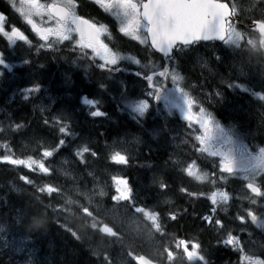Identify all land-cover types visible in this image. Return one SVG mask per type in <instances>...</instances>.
<instances>
[{
  "label": "snow or ice",
  "instance_id": "1",
  "mask_svg": "<svg viewBox=\"0 0 264 264\" xmlns=\"http://www.w3.org/2000/svg\"><path fill=\"white\" fill-rule=\"evenodd\" d=\"M91 3L95 5L106 16L113 17L118 23V32L124 37L133 41L139 42L142 45H148L155 52L163 53L164 57L169 62L173 61L176 52H184L186 49L199 45L201 42L219 41L222 44L233 49L240 50L246 55L247 59H242L239 65H234L238 76L245 81L251 80L250 69L253 65L259 66V77L261 87L264 88V8H261V15L257 18L248 17L250 25L244 27L241 25V15L244 9L238 0H52L51 3H41V0H20L19 6L13 4L16 11L22 16L31 31L39 37L42 41L39 45L40 49L47 48L54 52H60L61 45L69 46L71 52H79L78 59L87 61L88 66L93 64L101 73L106 72L108 75L106 79H113V73H118L122 69L120 63L122 61H131L134 64L140 65L145 69L143 72V79L147 83L148 91L146 92V99L131 100L125 92H121L120 96L125 106L131 110L132 118L139 123L140 118L149 114L153 107L151 101L157 104L156 111L163 113V109L159 107L162 102L165 108H179L183 113V118L188 122V127L192 128L193 124L199 125V128L194 130V140L197 142L193 145L196 152L207 153L212 157H219V179L224 180L223 174L235 175L237 170L246 173L243 177L247 183L245 187L250 191L254 197H264V147L258 150H250L247 145L243 143V138L234 127L225 128L215 120L211 113L206 112V109L198 105L197 99L194 98L189 91L181 85L185 77L182 76L175 68L161 65V70L157 73L154 70V65L151 60L147 64H142L141 60L136 59L135 56L121 55L119 50H114L117 46L105 43L103 39L106 37L111 42V32L109 24L102 23L95 20L90 15L81 13V9L85 4ZM261 5H264V0H259ZM256 7V0H253L251 5ZM34 17H39L40 23ZM47 17L45 20L44 18ZM8 21L5 14L0 13V35L4 36L10 44H15L22 41L31 46V40L27 35L14 25L10 26L8 30ZM259 33L258 38H254L255 33ZM217 62L222 61L220 55H215ZM29 60H25L24 64H31ZM73 64L76 61H72ZM0 66L3 69L11 71L12 65L6 62L4 53L0 52ZM43 67V65H40ZM202 67H207L203 64ZM87 71V69H86ZM151 71V74L148 72ZM210 71V69H209ZM137 76H141V72H136ZM4 76V72L0 71V77ZM171 81V87L169 86ZM122 83V82H121ZM98 87L101 90H108V86L104 80L98 81ZM227 87L230 89H239L242 92L248 93L251 87L245 83L229 82ZM41 88L39 85L24 89L22 95L28 99V94L36 92L39 93ZM178 94V95H177ZM260 100H264V93L253 92ZM215 96L221 97L222 94L217 91ZM115 98V97H113ZM53 102H55L54 98ZM81 103L89 107V115L93 118L104 117L106 112L100 109V101L89 99L87 96L81 97ZM199 111H194L195 108ZM46 107H41L40 111L43 113L47 111ZM64 113V110H61ZM171 111L168 115H172ZM66 119H71V115L64 113L63 115H53L51 122L45 118L43 123L55 129L59 136L53 138L51 141H45L48 145L44 148L41 158L34 159L28 156L26 159L15 158L13 155L6 154L0 156V162L10 164L13 166H24L30 171L39 170L44 176L51 178L55 173L54 168H50L45 160L53 158L60 154V152L69 144L70 140L66 137L71 136L74 140L76 134L70 130L69 124L65 123ZM25 127L24 124L16 123L13 131L21 130ZM4 131V129H0ZM156 130H154L155 132ZM159 131H164L160 129ZM191 135V134H190ZM223 143H214L220 142ZM136 142L139 139L136 138ZM227 146V147H225ZM7 147V145H5ZM237 152L239 154L237 158ZM86 154L96 157L97 153L92 151L86 144L79 145L75 148L74 155L79 158L80 163L86 165ZM111 161L116 164L127 165L130 157L122 154L120 151H115L110 156ZM171 160V158H169ZM169 163V161H165ZM178 163V162H173ZM181 171L185 172L188 177H192L197 181H205L209 179L208 172L201 171L197 166L196 160L184 162ZM91 175V173H89ZM217 173H211L212 177H216ZM19 179L25 185L36 188V191L41 194H47L50 198L49 203L45 204L39 197L35 196L36 202L43 206L45 211L52 205V194L57 196L63 195V186H54L51 182L38 185L37 182L29 176H20ZM116 184L115 195L111 197L117 204L120 202H130L128 207L134 209L135 213L141 214L148 221H151L150 228L155 233L162 237L167 233L161 222V216L155 211H148L145 207L137 206L133 197V189L129 186L127 179L122 177L112 178ZM153 184L160 189H167L168 184L159 177L153 178ZM215 183V179L212 181ZM181 193L187 194L189 197L203 196L204 193L190 192L187 188L181 187ZM78 195L81 199L88 202L87 205H79L78 210L85 214L86 217H93V210H90L91 193L86 190H79ZM100 196L106 195L101 189ZM248 198V197H245ZM213 205L226 203L229 199L227 191L216 190L212 191L208 197ZM250 199V203L255 205L257 200ZM77 204V201L66 197L61 207H53V211L59 213L67 212L70 206ZM214 213L215 208L211 209ZM246 215H237L236 219L242 224L247 223L248 220L257 228L264 230V215L258 217L251 209H247ZM170 219L176 220L175 214H170ZM205 223L214 224L219 228H224V222L221 219H214L212 216L203 217ZM33 226L36 228H43L46 224V218L40 213L33 216ZM89 227L96 228V223H92ZM7 225L0 223V234L6 232ZM68 231L71 232L69 228ZM101 232L117 237L118 233L105 224ZM76 238L81 237L76 232H71ZM3 240L4 251L0 252V256H7L8 260L2 264H15V255L17 251L21 253L26 251V245L19 246L12 241ZM226 245H238L241 242L232 235L231 232L227 234ZM162 253L165 256L167 264H175L176 251L180 250L182 258H186L188 264H211L209 259L211 252L208 248L202 246L199 242H190L186 239H176L174 248L171 243L167 246L161 243ZM239 251L244 252L243 247ZM96 255V253H93ZM132 256V253H128ZM31 257V253H28ZM138 261V264H154L150 259L143 255L133 257ZM247 264H264V259L254 258L245 254L242 257ZM105 264H112L109 256H104ZM22 264H34L31 258L25 259ZM161 264H165L161 261Z\"/></svg>",
  "mask_w": 264,
  "mask_h": 264
},
{
  "label": "trees",
  "instance_id": "2",
  "mask_svg": "<svg viewBox=\"0 0 264 264\" xmlns=\"http://www.w3.org/2000/svg\"><path fill=\"white\" fill-rule=\"evenodd\" d=\"M183 65L185 66L184 69L186 70L185 75H187V78L189 80L194 79L199 82L200 80L202 81L201 75L198 73L196 74L193 71L194 70L193 66L191 63H189L188 60H185ZM255 69H256L254 70L255 74L257 73L259 75V66H257V68L255 67ZM123 73H124V76H123L124 81L121 80L118 83V85H116L118 86L117 89L119 91L117 92L116 97L114 98L115 101L109 100L107 103L105 102V104L108 105L107 110H106L108 114L106 115L107 118L103 119L104 121H101V122L99 121V123L103 124L102 127H99V126L97 127L96 125H94V122L98 121L97 118L95 119L89 118L91 117L89 115V112H90L89 107L85 106L82 111V114H78L75 112L74 107H72L69 103L65 105L64 101H61L57 105L53 106L52 107L53 110L51 109L52 111H45L42 113L40 111L41 107L39 106V104L35 103V105H32V104L23 102L22 94H20V96H18V98L15 100V104L17 106L12 105V106L7 107V101H11L12 94L10 95L9 92L7 91L5 93H2L3 88L2 86L0 87V100H1L0 104L2 103L0 105V129H4V131H0V156L10 154V155H13L15 158H19V159H26L28 156H32L34 159H40L44 148L48 146L45 143V141H51L53 140V138L59 136V133L55 129L43 123V120L45 118L49 119V121L51 122V118L53 115L59 116V115H63L64 113L70 114L71 119H66L65 123L69 124L70 130L76 134V138L74 140L72 139L71 136L66 137L67 140L71 141V144L66 146L60 152V154L54 156L53 158H48L47 160H45L46 164L50 168L55 169V173L53 174L51 178L44 176L42 173L39 172V170L33 172L24 166H13L10 164L0 162V223H4L7 225L6 232L4 234H0V236H3L4 239L5 237H7L6 238L7 240L11 239L10 241L14 243L18 241L16 244L19 246L27 245L26 250L27 249L30 250V251L28 250L27 252L25 251L22 254L20 251H17L16 252L17 255H15L16 256L15 264H22V262L19 260L17 261V259L20 258L21 255L23 257L25 255L24 253H26V257L28 258L29 256L27 253L31 251H33L31 253V258L35 260L33 262L39 261V263L41 262L40 264H50V261H52L51 264H54V263L60 264L61 259H62L61 264H81V263L85 264L83 263L85 259L82 261L80 256H86L87 254L89 255L90 253L92 254L94 252L96 254L97 253L99 254L102 251H104V250L101 251L102 244H99L96 240H94V245H93L94 247L92 246L93 243L89 241L90 242V247H89L88 245L89 242L84 237V234L82 231V228L84 227L83 223H86V222L89 223L91 217H86L85 214H83L81 211L78 210V206L84 205L85 203L84 200L79 197L78 191L86 190V191L91 192L90 188H93L94 184L93 183L89 184L90 182L85 181V180H91V181L98 182L99 184H101L100 182L106 181L109 176L113 175L112 172H116L119 166L123 165V164H116V163L107 164V161L110 159L111 154L117 151V149L113 147L116 146L114 143L116 139L118 138V135L124 134V133L130 134V132L131 133L136 132V124L138 122L134 119H131L130 117L126 115L123 116L120 113H116L115 105H117L116 101H118L120 104L125 106V103L122 101L121 96H120V93L122 91L125 92L126 95L131 100H139L140 98H143V99L148 98L145 95L146 92L148 91L147 83L146 82L139 83V84L136 83V82H140L143 80H135V83L128 82L126 81L127 78L134 76V74L132 73V70H127V71L123 70ZM226 76H227L226 74L221 75V76L217 74L214 77V80L218 82L219 84V82L222 79H224ZM19 77L24 80V75H19ZM17 82H18V85L22 84L20 80ZM113 82L114 81L109 80L107 81L106 84L108 87H110L111 85L114 86ZM112 88L113 87L108 88V93L107 91H105L104 93H106L107 95L109 94L108 96H110L111 92H113ZM151 103L153 107L151 108L149 114L143 118H140L139 123L145 124L148 128L152 130V132L156 130L154 134H156L160 142H157V144L154 142L155 145L153 147L148 146L146 143H142L141 145H136V147L138 148V151H140V154L143 155L145 159H142V161H132L130 165H132L134 168L131 169V172L128 173V176L131 180L135 179V181L139 183L140 188L138 187V192L141 193L145 189V192H144L145 194L142 196L141 194L134 192L133 193L134 200L140 203L141 205L151 206L156 203L159 204L160 202V201L158 202L157 200H153L154 197H157L156 199L158 200H161V197L167 200V198L171 199L172 195H177L180 193L179 199L181 196H183L184 199L180 201L178 200V204H180V207H182L181 211L184 214L183 216L180 217V219L174 220L170 223L171 226L173 227V231L175 230L179 231L181 226L185 225V226H188L187 228L190 229V232L194 230L198 233H201V235L204 237V238L202 237V240L205 238H209L206 234H204V232L208 233V231L206 230H208L209 228L202 226L203 223H200L199 217L195 218L196 208H199L202 205L201 199L200 198L195 199L194 197H191L185 200L186 196L181 194L180 191L178 192V190L181 187H185L189 189L188 187L190 186V184L187 182L188 181L187 174L185 172L184 173L178 172V170H181L183 168L184 164L175 165V163H173L175 162L174 160H177V158L184 159V162L189 161L188 158L190 157L191 160H196L197 162H199L200 166L201 165L205 166L206 165L205 160L203 158L200 159L196 155H193L196 152L193 145H196L197 142L194 140V136H193V139H189V136L191 134L189 128L177 120V117H176L177 110H175L176 108H171L174 110H171V109L169 110L168 108L164 107L162 102H160L159 107L163 109V113L161 114L156 111V107H157L156 102L151 101ZM61 110H64V113H61ZM169 111L173 113L172 115L176 117L175 119L171 118L172 115H168ZM16 123L24 124L25 127L21 130L13 131L12 129H14V126ZM31 124H34V125H31ZM36 127L37 128L42 127V128L37 129ZM32 129L34 130L35 133H33ZM160 129H164V131L161 132L159 131ZM252 130L254 131L247 133V135H241V137L243 138V143L248 146H250L253 143H256L258 146L263 144L264 141L261 136V134L263 135V133H260V131L256 129H252ZM106 138H109V139L107 140ZM82 144H86L92 151H95L97 155L99 154V157L96 156L98 159L96 157H92L90 154H86V163L89 166H87V164L85 165V164L80 163L79 158H77L74 155L75 148ZM5 145H7V147H5ZM101 154L102 156H100ZM72 155H74V159L77 161V163H79V165L76 169L69 170L67 169L65 164L62 162V160H63V157L65 156L72 158ZM169 158H171V160H169ZM165 161H169V163L166 164ZM101 168L103 171L101 170ZM108 168L112 169V171H107ZM96 170L97 172H95ZM87 171L92 172V174L95 177L94 178L95 180L90 179V178L88 179L84 178L88 174ZM101 172L103 173L102 174L103 176L100 175ZM213 172L217 173V171L215 170H213ZM76 174L77 175L80 174L79 176L81 177L84 176L83 180L80 181L79 183H75L73 181V176L78 177ZM24 175L29 176L30 178L34 179L38 185H42L43 183H46V182H51L53 183L54 186H63L64 188L63 195L57 196V194L55 193L52 194L51 199H52L53 207H56V208L61 207L64 199L69 196L71 197V199L77 201V204L70 206L69 211L59 213V214L53 211V207H49L47 211H45L44 207L39 205L36 202L35 196H39L44 201L45 204L49 203L50 198L47 196V194H41L37 192L36 188L29 186V185H25L24 182L19 179L20 176H24ZM154 177H159L160 179L164 180L168 184V188L165 191H163L157 185L153 184L152 181ZM215 180L220 181L218 178H215ZM149 190H151V193ZM191 190L192 189H190V191ZM147 194L149 196H147ZM157 194H160V196L159 195L156 196ZM159 210H160L159 211L160 215L162 216L163 213L160 207H159ZM36 213H40L46 218V224L43 226V228H36L33 226V223H32L33 216ZM101 222L106 223L104 220H101ZM162 225L164 227L163 223ZM66 228L68 229L70 228L71 232H76L77 235L80 236L81 238L76 239L71 234V232L68 231V229L66 230ZM60 229H63V230H60ZM12 231H14L15 234ZM182 231L185 232V230L183 229ZM6 233L8 235H6ZM59 233L63 234L64 237L68 236L69 238L68 237L64 238L60 236ZM81 234L84 238L81 236ZM56 235H58L60 238L62 237L61 238L62 241L65 240V242L61 243V246L59 242H57V244H59L57 246L53 245L52 247L50 244L45 246L46 243L41 241L44 238H47V239L49 238L53 240ZM70 235L73 237H71ZM11 236L12 238H14V240L11 238ZM160 239L165 243H168L169 241L168 236L164 238H160ZM21 243H24V245L23 244L21 245ZM47 243H50V242H47ZM103 246H104V249L108 247V251H109L111 247L117 246V244L114 242H111V244H109L108 246L106 244H103ZM32 247L34 249H32ZM63 247L68 249L67 250L68 256L66 257L64 255H61V250L64 249ZM97 247H101V248L97 249ZM40 248L41 249L44 248V249L41 250ZM46 248H48L49 251ZM50 248H53V249H50ZM95 249L97 251H95ZM4 250L5 249L3 248V241L0 240V252ZM215 250L216 249H214V251ZM43 251L47 252L45 253L47 256L43 255L44 253ZM106 252H102L103 254H100L101 257L103 256L104 258V256L106 255ZM79 253H82V255L80 254L79 256ZM49 255L51 257H49ZM111 255L112 257L114 256L112 253ZM53 256H55V258ZM43 257H45V259L51 258V260L46 259L47 261L49 260L48 262H46V260H43ZM58 257L60 258L62 257V258L60 259ZM7 260H8L7 256H0V264H2V262H6ZM101 262H104V261H101ZM111 262H115L119 264L117 262V259L116 261L115 259H112ZM39 263L37 262L34 264H39Z\"/></svg>",
  "mask_w": 264,
  "mask_h": 264
},
{
  "label": "rangeland",
  "instance_id": "3",
  "mask_svg": "<svg viewBox=\"0 0 264 264\" xmlns=\"http://www.w3.org/2000/svg\"><path fill=\"white\" fill-rule=\"evenodd\" d=\"M238 2L244 9L243 13H240L239 9L238 12L243 14L245 17H252L253 15L261 14V8L263 7L259 3V0H256V7L251 6L253 0H238ZM254 38H258V36L254 35ZM178 53L180 57L187 59L189 63L192 64L194 70L202 74L203 82L199 86L202 88L207 100L211 102L215 108H217L220 115L224 114L226 118L238 121L239 125L242 127H246V125L253 121L257 128L264 131V102L252 94L253 92L264 93V88L258 84L253 85V83H249L243 78L238 79V74L233 67L234 65H239L242 59L246 60V55L241 53L240 50L233 49L226 45L221 46L217 44H208L203 48L197 45L196 47H192L186 49L184 52ZM214 54L220 55L222 57V61L217 62L214 58ZM203 64H206L207 67H202ZM224 68L228 69V71H225ZM252 70V67L248 69L251 78H253ZM217 74L220 76L230 74L234 77L235 82L248 84L247 86L251 87V91L248 93L237 92V97H232L226 88L220 87V85L214 83L212 80ZM217 91L222 94V98L215 96ZM250 95L254 97L255 101L252 97H250ZM118 137L119 138L115 141L117 148L122 154L128 155L129 157L137 156L139 154L136 145L146 143L148 146L153 147L155 145L154 142H157L156 138L152 134H149L144 130L136 133L130 132V134H120ZM136 138L139 139L138 143L136 142ZM67 163L73 165V162ZM79 175L80 174H78V177L76 178L73 176V181L75 183H79L82 180ZM241 175L244 177L246 173L242 172ZM99 192L97 191V193H92L91 205L95 207L97 211L104 212L106 214L105 216L109 218L108 220L111 223L110 226L118 233V236L115 237V239L119 241L120 244H124L125 247H128V251H123L126 262L133 259L132 256L138 253L137 251H139V249H147V245L151 248V250L147 249L148 251L153 252L157 256L160 254L163 255V253H161L162 251L159 249L160 242L155 239V234L153 235V230L146 221L142 220V218H140L135 212L129 213L125 216V218L121 217L120 207L118 205L107 206L104 203L106 196H100ZM91 239L92 236H90V240ZM153 241L155 243H153ZM100 242L105 244L103 240ZM129 252L132 253V256L128 255Z\"/></svg>",
  "mask_w": 264,
  "mask_h": 264
},
{
  "label": "flooded vegetation",
  "instance_id": "4",
  "mask_svg": "<svg viewBox=\"0 0 264 264\" xmlns=\"http://www.w3.org/2000/svg\"><path fill=\"white\" fill-rule=\"evenodd\" d=\"M16 1L18 4L20 3V0H14ZM5 1L4 0H0V13L5 14V16L7 17V21H8V30H10V26L14 25L17 28H22L25 30V35L28 36V38L30 40H34V43H38L41 44L43 43L39 39V37H37L30 29V26H28L26 24L25 21H22V17L20 15H17L14 13L13 16H11V14L9 12H7L5 10ZM52 0H41V3H51ZM81 13L87 16H91L93 17L95 20L100 21L102 23H106L109 24L110 26V32H111V42H109V40L104 37L103 39L105 40V43H109V46L112 47L113 44H115L117 47L114 48V50H119L120 54H124L126 56H135V54L137 52L146 50L148 45H142L139 44V42L137 41H133L127 37H124L121 33L118 32V23L115 21V19L113 17L110 16H106L103 12H101L95 5L88 3L85 4L84 7L81 9ZM38 23H40V19L39 17H34ZM45 20L47 19V17L44 18ZM9 20H13L12 22H9ZM67 44V42H66ZM61 50H64L63 46H60ZM127 61V60H126ZM43 65V67H39L38 69H40V73L42 74V72H45V67L46 64H41ZM215 241V239L213 238L212 242ZM216 242V241H215ZM220 256L223 257L225 256V253L222 251L220 253ZM242 262V260H241ZM175 264H188V262L186 261V259H182V261H175Z\"/></svg>",
  "mask_w": 264,
  "mask_h": 264
},
{
  "label": "bare ground",
  "instance_id": "5",
  "mask_svg": "<svg viewBox=\"0 0 264 264\" xmlns=\"http://www.w3.org/2000/svg\"><path fill=\"white\" fill-rule=\"evenodd\" d=\"M37 40H39V39H37ZM40 65H41V64H40ZM255 70H256V69H255ZM212 80H213V79H212ZM106 83H107V81H106ZM108 84H109V82H108ZM111 84H112V83H111ZM109 86H110V85H109ZM110 87H113V86L111 85ZM110 87H108V88H110ZM109 91H110V89H109ZM113 91L115 92L114 89H113ZM107 93H108V90H107ZM108 95H109V94H108ZM248 98H249V97H248ZM1 99H2V98H1ZM2 100H3V99H2ZM3 101H4V100H3ZM3 101H2V102H3ZM62 101H63V100H62ZM108 101H109V100H108ZM0 102H1V100H0ZM4 102H5V101H4ZM4 102H3V103H4ZM7 102H8V101H7ZM62 103H63V102H62ZM106 103H107V102H106ZM110 103H111V102H110ZM110 103H109V104H110ZM1 104H2V103H1ZM1 104H0V105H1ZM64 104L66 105L67 103H64ZM56 105H57V104H56ZM3 106H5V105H3ZM115 106H116V105H115ZM7 107H9V106H7ZM52 110H53V109H52ZM61 113H62V112H61ZM36 124H37V123H36ZM42 124H43V123H42ZM31 125H34V124H31ZM40 125H41V124H40ZM35 126H36V125H35ZM36 128H37V127H36ZM38 128H39V127H38ZM38 128H37V129H38ZM41 128H42V127H41ZM41 128H39V129H41ZM37 129H36V130H37ZM120 130H121V129H120ZM120 130H119V131H120ZM32 131H33V133H35L33 129H32ZM40 131H41V130H40ZM33 133H32V134H33ZM38 133H39V132H38ZM116 133H117V132H116ZM112 134H113V132H112ZM30 136H31V135H30ZM118 138H119V137H118ZM118 138H117V139H118ZM106 139L108 140L109 138H106ZM117 139H116V140H117ZM107 140H106V141H107ZM113 140H114V138H113ZM97 141H99V140H97ZM102 141H103V140H102ZM107 142H108V141H107ZM99 143H100V142H99ZM104 143H105V142H104ZM101 144H102V143H101ZM105 145H106V144H105ZM105 145H104V146H105ZM111 145H112V144H111ZM100 146H101V145H100ZM100 146H99V147H100ZM106 146H107V145H106ZM101 147H102V146H101ZM105 148H106V147H105ZM113 148H115V147H113ZM102 150H103V149H102ZM103 151H104V150H103ZM103 153H104V152H103ZM103 155H104V154H103ZM97 156L99 157V154H98ZM100 156H102V154H101ZM96 158H97V157H96ZM97 159H98V158H97ZM86 164H87V163H86ZM93 165H94V164H93ZM87 166H89V165L87 164ZM82 167H83V166H82ZM87 169H88V168H87ZM87 169H86V170H87ZM95 169H97V168H95ZM99 169H100V168H99ZM58 170H59V169H58ZM93 170H94V169H93ZM101 170H102V168H101ZM98 171H100V170H98ZM102 171H103V170H102ZM57 172H58V171H57ZM95 172H97V170H96ZM64 173H65V171H64ZM85 173H86V171H85ZM91 173H92V172H91ZM59 174H60V173H59ZM80 174H81V173H80ZM102 174H103V173L101 172L100 175H102ZM68 175H69V174H68ZM76 175H77V174H76ZM64 176H65V175H64ZM66 176H67V175H66ZM77 176H78V175H77ZM98 176H99V175H98ZM102 176H103V175H102ZM70 177H71V176H70ZM83 177H84V176H83ZM75 178H76V177H75ZM84 178H85V177H84ZM100 178H101V176H100ZM81 179H82V178H81ZM86 179H88V178H86ZM78 181H79V180H78ZM100 181H101V180H100ZM100 181H99V182H100ZM102 181H103V180H102ZM147 189H148V188H147ZM147 191H148V190H147ZM149 191H150V193H151V190H149ZM156 191H157V190H156ZM150 193H149V194H150ZM152 193H153V192H152ZM160 193H161V192H160ZM158 195L160 196V194H157L156 196H158ZM147 196H149V195L147 194ZM163 196H164V195H163ZM150 198H151V197H150ZM156 198H157V197H154L153 200H157V201L159 202V200L156 199ZM161 198H162V197H161ZM165 198H166V197H165ZM168 199H169V198H167V200H168ZM8 200H9V199H8ZM11 200H12V199H11ZM12 201H13V200H12ZM12 201H11V202H12ZM17 201H18V200H17ZM9 202H10V201H9ZM9 202H8V203H9ZM13 202H14V201H13ZM147 202H148V200H147ZM14 203H15V202H14ZM17 203H18V202H17ZM154 203H156V202H154ZM159 203H160V202H159ZM15 204H16V203H15ZM97 206H98V205H97ZM97 209H98V208H97ZM103 209H104V208H103ZM2 215H3V214H2ZM117 219H118V218H117ZM112 220H113V219H112ZM118 220H119V219H118ZM26 222H27V221H26ZM114 222H115V221H114ZM76 223H77V222H76ZM87 223H88V222H86V224H87ZM128 224H129V223H128ZM118 226H119V225H118ZM139 226H140V225H139ZM144 226H145V225H144ZM187 227H188V226H185V225L183 226V225H182L181 228H180V230H179V232H180V233H184V231H182V229L185 230V232H186V231H187V232H190V229H188ZM67 229H68V228H66V230H67ZM143 229H144V228H143ZM60 230H63V229H60ZM64 230H65V229H64ZM193 231H194V230H193ZM12 232L14 233V231H12ZM16 232H17V231H16ZM13 233H12V234H13ZM60 233H61V231H60ZM60 233H59V235L62 236V237H64V235H63V234H60ZM14 234H15V233H14ZM21 234H22V233H21ZM64 234H65V233H64ZM66 234H67V233H66ZM68 234H69V233H68ZM139 234H140V233H139ZM141 234H142V233H141ZM204 234H206V235L209 237V238H205V240L208 242V244H209L210 242H212L211 240L213 239V237L211 236V234H209V233H207V232H204ZM6 235H8V234L6 233ZM17 235H18V234H17ZM65 236H66V235H65ZM70 236H71V235H70ZM15 237H16V236H15ZM62 237H61V238H62ZM66 237H68V236H66ZM66 237H64V238H66ZM71 237H73V236H71ZM141 237H142V236H141ZM164 237H166V236H163V237H161V238H164ZM3 238H4V237H3ZM6 238H7V237H5V239H6ZM11 238H12V236H11ZM61 238H60L58 235H56L55 238H54L53 240H51V239H49V238H48V239H47V238H44V239L41 240V241L44 242V243H46L45 246H47L48 244H50L52 247H53V245H56V246H57V245H59V244H57V242H59V243H60V246H61V243L65 242V240L62 241ZM68 238H69V237H68ZM133 238H134V237H133ZM144 238H145V237H144ZM12 239L14 240V238H12ZM8 240L10 241L11 239H8ZM66 240H67V239H66ZM2 241H3V240H2ZM60 241H61V242H60ZM17 242H18V241H17ZM17 242H16V243H17ZM23 242H24V241H23ZM47 242H50V243H47ZM66 242H67V241H66ZM88 242H89V241H88ZM93 242H94V241H93ZM95 242H96V241H95ZM134 242H135V240H134ZM16 243H15V244H16ZM44 243H43V244H44ZM68 243H70V242H68ZM137 243H138V242H137ZM153 243H155V242L153 241ZM22 244L24 245V243H21V245H22ZM86 244H87V243H86ZM110 244H111V243H110ZM135 244H136V243H135ZM50 245H49V246H50ZM62 245H63V244H62ZM69 245H70V244H69ZM88 245H89V247H90V242H89ZM93 245H94V244H92V246H93ZM149 245H150V243H149ZM26 246H27V245H26ZM30 246H31V245H30ZM67 246H68V245H67ZM75 246H76V245H75ZM95 246H96V245H95ZM42 247H43V246H42ZM54 247H55V246H54ZM79 247H80V246H79ZM93 247H94V246H93ZM27 248H28V247H27ZM29 248H30V247H29ZM37 248H38V247H37ZM55 248H56V247H55ZM57 248H59V247H57ZM61 248H62V247H61ZM63 248H64V249H62V250L59 249V250H61V255H64V256L66 257V256H68V255H67V254H68V252H67L68 249H66L65 247H63ZM70 248H71V247H70ZM75 248H76V247H75ZM98 248H101V247H97V249H98ZM127 248H128V247H127ZM32 249H34V248L32 247ZM40 249H41V248H40ZM43 249H44V248H43ZM43 249H41V250H43ZM46 249L49 251L48 248H46ZM46 249H45V250H46ZM50 249H53V248H50ZM72 249H73V247H72ZM77 249H78V248H77ZM80 249H81V248H80ZM82 249H83V248H82ZM147 249L151 250L150 246L147 245ZM155 249H156V248H155ZM28 250H29V249H27L26 252H27ZM36 250H37V249H36ZM47 250H46V251H47ZM75 250H76V249H75ZM83 250H84V249H83ZM83 250H82V251H83ZM90 250H91V249H90ZM93 250H94V249H93ZM29 251H30V250H29ZM37 251H38V250H37ZM50 251H51V250H50ZM73 251H74V249H73ZM80 251H81V250H80ZM95 251H97V250L95 249ZM125 251H128V250H125ZM32 252H33V251H31V252H29V253H32ZM40 252H41V251H40ZM43 252H44V251H43ZM51 252H52V251H51ZM54 252H55V251H54ZM69 252H70V251H69ZM71 252H72V251H71ZM78 252H79V251H78ZM85 252H86V251H85ZM103 252H104V251H103ZM105 252H106V251H105ZM109 252H111L114 256L112 257L111 253H109ZM18 253H19V252H18ZM41 253H42V252H41ZM45 253H47V252H44V253H43L44 256L46 255ZM74 253H75V251H74ZM115 253H116V254H115ZM125 253H127V252H125ZM21 254H22V253H21ZM24 254H25V253H24ZM27 254H28V253H27ZM38 254H39V253H38ZM52 254H53V253H52ZM71 254H73V253H71ZM80 254L82 255V253H79V256H80ZM86 254H87V253H86ZM86 254H85V255H86ZM100 254H103V253H102V252L99 253V254L97 253L96 255H94L93 253H92V254L90 253L89 255L87 254L88 256H87V255H86V256H80V258H81L82 261L85 259V260L83 261V263H85V264H90V263H91V264H105L104 258H103V256L101 257ZM120 254H121V253H120V251H119V247H117V246L111 247V248L109 249V251L107 250V252H106V255L109 256L110 259H111V257H112V259H115V261H116L117 256H119ZM16 255H17V254H16ZM18 255H19V254H18ZM54 255H55V254H54ZM57 255H58V253H57ZM110 255H111V256H110ZM34 256H35V255H34ZM37 256H38V255H37ZM40 256H41V255H40ZM40 256H39V257H40ZM46 256H47V255H46ZM64 256H63V257H64ZM15 257H16V256H15ZM21 257H22V255H21ZM21 257H20V258H21ZM32 257H33V256H32ZM49 257H51V256L49 255ZM53 257L55 258V256H53ZM65 257H64V258H65ZM69 257H71V256H69ZM69 257H68V258H69ZM5 258H6V257H5ZM7 258H8V257H7ZM28 258H29V257H28ZM36 258H37V257H36ZM58 258H60V257H58ZM61 258H62V257H61ZM61 258H60V259H61ZM15 259H16V258H15ZM46 259H49V258H46ZM46 259H45V257H43V260H46ZM112 259H111V260H112ZM39 260H41V259H39ZM43 260H42V261H43ZM49 260H51V258H50ZM49 260H48V261H49ZM52 260H53V258H52ZM58 260H59V259H58ZM61 260H62V259H61ZM61 260H60V264H61ZM63 260H64V259H63ZM33 261H35V260L33 259ZM48 261L46 260V262H48ZM56 261H57V260H56ZM64 261H65V260H64ZM101 261H104V262H101ZM15 262H16V261H15ZM37 262L39 263V261H37ZM37 262H34V263H37ZM46 262H45V263H46ZM51 262H52V261H50V264H51ZM117 262H118L119 264L123 263V261H121L120 259H117ZM40 263H41V262H40ZM40 263H39V264H40ZM43 263H44V262H43ZM53 263H54V262H53ZM62 263H64V262H62ZM54 264H56V263H54ZM81 264H82V263H81ZM112 264H117V263L112 262Z\"/></svg>",
  "mask_w": 264,
  "mask_h": 264
},
{
  "label": "water",
  "instance_id": "6",
  "mask_svg": "<svg viewBox=\"0 0 264 264\" xmlns=\"http://www.w3.org/2000/svg\"><path fill=\"white\" fill-rule=\"evenodd\" d=\"M147 259H150V258H148V257H146ZM151 260V259H150ZM137 261V260H136ZM154 262V261H153ZM137 263H138V261H137ZM154 264H156L155 262H154Z\"/></svg>",
  "mask_w": 264,
  "mask_h": 264
}]
</instances>
